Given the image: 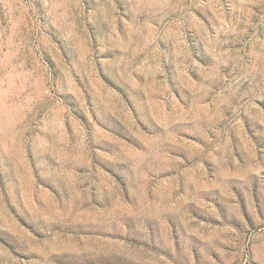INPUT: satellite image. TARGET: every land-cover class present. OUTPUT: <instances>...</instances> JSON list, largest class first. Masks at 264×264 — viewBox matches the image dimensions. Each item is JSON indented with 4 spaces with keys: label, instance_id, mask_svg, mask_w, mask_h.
<instances>
[{
    "label": "rangeland",
    "instance_id": "1",
    "mask_svg": "<svg viewBox=\"0 0 264 264\" xmlns=\"http://www.w3.org/2000/svg\"><path fill=\"white\" fill-rule=\"evenodd\" d=\"M0 264H264V0H0Z\"/></svg>",
    "mask_w": 264,
    "mask_h": 264
}]
</instances>
